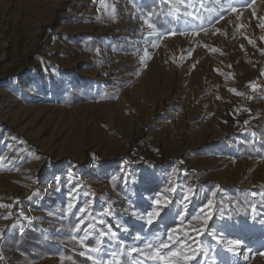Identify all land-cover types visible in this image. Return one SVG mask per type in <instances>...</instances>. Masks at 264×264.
Here are the masks:
<instances>
[{
	"label": "rangeland",
	"instance_id": "rangeland-1",
	"mask_svg": "<svg viewBox=\"0 0 264 264\" xmlns=\"http://www.w3.org/2000/svg\"><path fill=\"white\" fill-rule=\"evenodd\" d=\"M207 2L0 0L1 264H264V0Z\"/></svg>",
	"mask_w": 264,
	"mask_h": 264
},
{
	"label": "trees",
	"instance_id": "trees-1",
	"mask_svg": "<svg viewBox=\"0 0 264 264\" xmlns=\"http://www.w3.org/2000/svg\"><path fill=\"white\" fill-rule=\"evenodd\" d=\"M151 7L156 8L159 7V4H154ZM148 8V7H146ZM106 95V92H105ZM87 95L81 94L79 90L72 91L69 96L67 103H76L80 100H85ZM133 162L139 164L151 163L155 165H159L163 162L156 161L152 158H146L144 156L135 155L131 158ZM74 226V224H73ZM7 247L11 248L12 245H16V247L21 252V257L19 258L17 263L12 264H34L35 262L42 259L47 254H54V252H69L68 248H54L51 243L45 239L39 230L36 228H27L21 234H14L11 237L6 239ZM63 249V250H62ZM70 256H74L79 261H87L81 258L77 253L70 251ZM0 260V264H1Z\"/></svg>",
	"mask_w": 264,
	"mask_h": 264
},
{
	"label": "snow or ice",
	"instance_id": "snow-or-ice-1",
	"mask_svg": "<svg viewBox=\"0 0 264 264\" xmlns=\"http://www.w3.org/2000/svg\"><path fill=\"white\" fill-rule=\"evenodd\" d=\"M232 11H236L235 8L232 9ZM261 27L264 28V24H261ZM169 35H175V33H169ZM253 88H255V85H252ZM156 205L158 207H156L155 209L147 212V223L148 224H152L154 222V220L158 219L161 215V211L163 210V206L161 205V201L160 200H156L155 201ZM209 204H211V201H209ZM5 207H7V205H4ZM71 205H69V209H71ZM193 219H199V217H193ZM113 235L115 236V233H113ZM75 239V237H74ZM168 239L171 241L173 239V236L171 233H169L168 235ZM231 245L233 246H236V245H239L240 244V241H232L230 242ZM164 247H167V245H163ZM150 247V246H149ZM131 251L133 252H136V251H139V249H136V248H132ZM171 255H179V252L177 253H172ZM156 258L160 259L161 257H159L158 255L156 256ZM185 259L188 260V259H192V257L190 256H185ZM170 264V262H169Z\"/></svg>",
	"mask_w": 264,
	"mask_h": 264
},
{
	"label": "crops",
	"instance_id": "crops-1",
	"mask_svg": "<svg viewBox=\"0 0 264 264\" xmlns=\"http://www.w3.org/2000/svg\"><path fill=\"white\" fill-rule=\"evenodd\" d=\"M208 0H200V2H205V5H209L210 6V3H208L207 2ZM165 11H167V9H165V7L164 6H159L158 8H155V12L157 13V16L158 17H160V16H163V14L165 13ZM160 18H158V19H156V22H158V23H160V24H163V23H167L166 22V20H162V21H160L159 20ZM241 144H243V146L244 147H251L253 150H255V151H258L259 153L260 152H263V150H264V146L259 142V143H257V144H255V143H253V144H251V145H248L245 141H241ZM116 184H115V187H116V189H118V190H120V191H124V189L122 188V186H119L118 187V185H119V183H121V181L119 180V181H116L115 182ZM242 197H238V199H240V201L243 203V202H245L244 200H242L241 199ZM66 219V217H64V220ZM65 227V229H68V228H72L73 227V222H71L70 220H68L67 221V224L64 226ZM64 233H66V232H64ZM59 236H61L62 238H64L63 236L64 235H59Z\"/></svg>",
	"mask_w": 264,
	"mask_h": 264
}]
</instances>
